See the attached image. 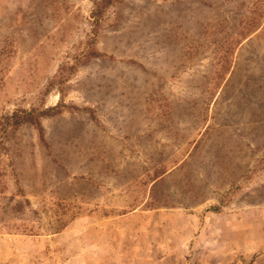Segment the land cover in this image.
<instances>
[{
	"label": "rangeland",
	"instance_id": "obj_1",
	"mask_svg": "<svg viewBox=\"0 0 264 264\" xmlns=\"http://www.w3.org/2000/svg\"><path fill=\"white\" fill-rule=\"evenodd\" d=\"M96 1L0 0V264H264V0Z\"/></svg>",
	"mask_w": 264,
	"mask_h": 264
},
{
	"label": "trees",
	"instance_id": "obj_2",
	"mask_svg": "<svg viewBox=\"0 0 264 264\" xmlns=\"http://www.w3.org/2000/svg\"><path fill=\"white\" fill-rule=\"evenodd\" d=\"M118 0H97L96 2L93 3V9L91 12V15L94 19V21L97 23V21L99 20V17L102 15L103 11L107 8H109V6L115 5L117 3ZM15 116V115H13ZM30 114L29 113H24L22 115V117H20L19 119L15 120L13 122V124L15 126L20 125L22 123L25 122H31L30 120Z\"/></svg>",
	"mask_w": 264,
	"mask_h": 264
}]
</instances>
